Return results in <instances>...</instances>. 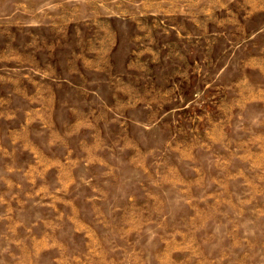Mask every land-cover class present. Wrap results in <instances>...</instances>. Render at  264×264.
<instances>
[{"label":"rangeland","instance_id":"obj_1","mask_svg":"<svg viewBox=\"0 0 264 264\" xmlns=\"http://www.w3.org/2000/svg\"><path fill=\"white\" fill-rule=\"evenodd\" d=\"M0 264H264V0H0Z\"/></svg>","mask_w":264,"mask_h":264}]
</instances>
